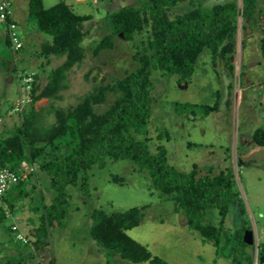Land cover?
Instances as JSON below:
<instances>
[{
  "label": "rangeland",
  "instance_id": "374dc122",
  "mask_svg": "<svg viewBox=\"0 0 264 264\" xmlns=\"http://www.w3.org/2000/svg\"><path fill=\"white\" fill-rule=\"evenodd\" d=\"M11 1L24 49L13 51L6 46L0 23V138L2 133L8 134V130L13 132L22 120L20 111L14 112L11 108H17L21 98L27 103L23 111L30 107L32 99L27 77L33 79V73H39L37 83L41 89L47 84L49 73L64 61L63 58L39 56L42 45L52 38L37 31L36 21L29 15V0ZM62 1L68 2L46 0L45 8ZM140 1L87 0V4L74 9L78 15L92 16L83 25L84 31L88 32L84 40L85 59L68 73L67 88L61 93L60 100L43 99L36 103L35 107L41 113L40 127L48 128L55 122L53 108L74 107L98 87L113 84L138 68L136 55L144 50L147 34L143 32L132 41H126L122 35H114L110 23L105 25V21L108 14L134 7ZM191 1L211 8L228 0H185L181 8L191 7ZM239 5L241 7V0ZM183 9L170 12V17L174 18ZM255 15L258 24L239 18L235 51L230 61L222 58L213 61L207 50L198 60L189 83H179L177 76H164L160 71H153L149 125L152 141L149 146L156 153L157 147L164 145L169 164L181 172H190L194 164L199 166L201 175L209 174V170L213 175L231 170L235 189L246 210L244 219L252 225L253 231L257 228L260 244L264 241V147L253 149L252 135L264 126V58L261 51L264 0H259ZM107 35H113V47L96 54L98 43ZM115 99L114 94H109L103 104L95 107L96 113L106 112ZM182 105L200 108L194 112L180 110ZM206 107H215V110L206 116L203 111ZM160 133L164 134L162 141L157 138ZM135 169L132 162L107 159L103 166L96 165L87 171L85 189H80L79 185L67 188L71 196L69 213L60 227L56 224L51 230L49 246L40 257L43 264H132L109 256L91 239L90 231L96 223L94 210L111 214L133 208H144L143 216L140 225L127 234L153 256L169 264H231L232 260L219 257L212 244L204 243L197 232L190 230L185 215L176 211L173 199L156 190L146 172ZM114 177L123 178V184L113 181ZM52 193L48 179L43 177L38 181V189L16 204L17 223L26 238L40 222V214L32 208L42 202L50 204ZM6 209L12 214L0 200V214ZM234 209L237 208L232 206L225 224L230 233L239 229L242 223L235 217ZM207 219L213 225H218L221 220L213 210ZM10 224L9 219L0 221V261L18 253L16 235L6 230ZM254 257L257 260L256 251Z\"/></svg>",
  "mask_w": 264,
  "mask_h": 264
},
{
  "label": "trees",
  "instance_id": "16d2710c",
  "mask_svg": "<svg viewBox=\"0 0 264 264\" xmlns=\"http://www.w3.org/2000/svg\"><path fill=\"white\" fill-rule=\"evenodd\" d=\"M184 1L142 0L134 7L108 14L105 25L110 23L114 35L132 41L137 34H147L144 50L136 55L138 68L113 84L98 87L74 107L53 108L55 122L44 128L39 125L41 113L35 105L43 99L52 102L61 99V93L67 88L68 73L85 59L84 40L88 32L84 31L83 25L91 20V16L76 14L64 2L46 9L43 0H29V15L36 21L37 31L52 38L42 45L39 56L63 58L64 61L49 73L48 82L41 89L37 83L39 73H33L31 83L27 84L31 89L30 107L19 113L22 120L13 132L2 133L0 168L19 173L21 164L27 162L37 169L0 200L16 217V204L29 198L43 177L48 179L53 197L50 204L42 202L32 208L33 212L40 214L38 226L28 234L26 244L16 241L18 253L6 261L1 260L0 264L43 263L40 257L49 246L51 230L56 224L60 227L69 213L71 196L67 188L79 185L80 189H85L87 171L96 165L103 166L107 159L129 161L135 165L136 171L146 172L152 186L173 199L176 211L185 215L186 225L197 232L204 243L212 244L219 257L232 260L231 264H264L261 262L264 241L258 245L255 241L253 246L244 242V233L252 230V225L244 219L246 210L235 189L232 171L223 170L213 175L209 170V174L201 175L199 166L194 164L190 172H181L169 164L168 150L164 145H159L156 153L149 146L152 141L149 125L153 71H160L164 76H177L179 83H189L198 60L207 50H210L213 61L218 58L230 61L235 51L240 17L247 23H259L255 15L259 0H241V7L239 0H228L211 8L191 1V7L183 9ZM181 9L182 13L170 17V12ZM112 36L107 35L98 43L96 54L113 47ZM4 41L12 48L7 35ZM261 51L264 58V37ZM109 94L116 97L110 108L102 114L96 113L95 107L103 104ZM197 108L200 107L182 105L180 110L194 112ZM213 110L215 107L203 109L206 116ZM163 136L160 133L158 140L162 141ZM252 140L253 149L264 147V126L255 131ZM113 181L124 182L119 177H114ZM31 199L33 203V197ZM232 206L237 208L234 209L235 217L242 222L234 233L225 229ZM143 210L133 208L111 214L94 210L96 223L91 228L90 237L111 257L132 264H169L153 256L127 234L140 225ZM212 210L221 218L218 225L207 219ZM6 212L7 209L1 211L0 221L8 219ZM6 230L12 233L11 226Z\"/></svg>",
  "mask_w": 264,
  "mask_h": 264
},
{
  "label": "built area",
  "instance_id": "2783aa9c",
  "mask_svg": "<svg viewBox=\"0 0 264 264\" xmlns=\"http://www.w3.org/2000/svg\"><path fill=\"white\" fill-rule=\"evenodd\" d=\"M13 16V7H12V1L11 0H3L0 2V23H8L7 26V32L8 37L12 43V49L14 51H18L23 47V42L20 38V32L18 25L14 22H10V19ZM29 79V84L32 81L31 77H27L26 80ZM26 100L24 98H21L19 101L18 107H14V112H23L26 106ZM19 112V113H20ZM0 119V123H1ZM36 166L31 165L27 162H23L21 164L19 173L12 171L10 169H1L0 168V198H2L8 190H10L13 186L19 184L20 182H23L29 178V176L36 171ZM236 182V181H235ZM7 218L11 221V231L16 235V240L18 242L27 243L28 239L24 235V232L22 231L19 223H17V217L13 216L10 213H6ZM255 233V241L258 245V231L257 228L254 229ZM43 264V263H41Z\"/></svg>",
  "mask_w": 264,
  "mask_h": 264
},
{
  "label": "crops",
  "instance_id": "0c3cea01",
  "mask_svg": "<svg viewBox=\"0 0 264 264\" xmlns=\"http://www.w3.org/2000/svg\"><path fill=\"white\" fill-rule=\"evenodd\" d=\"M98 0H94V2H96ZM110 1V0H108ZM63 2V1H62ZM100 2V1H99ZM98 2V4H99ZM43 3H44V7H45V4H46V0H43ZM66 3L67 5H69L73 10L77 7V6H81V5H84V4H87V0H68V2H64ZM55 6V5H54ZM53 7V6H52ZM51 8V7H50ZM46 9H49V8H46ZM75 11V10H74ZM82 16V15H80ZM86 16H90V15H86ZM92 17V16H91ZM16 23V22H15ZM17 24V23H16ZM18 25V24H17ZM2 29H4L3 26H1ZM21 34V33H20ZM1 37L5 39V29L3 31H1ZM54 261V260H53Z\"/></svg>",
  "mask_w": 264,
  "mask_h": 264
},
{
  "label": "water",
  "instance_id": "95a60500",
  "mask_svg": "<svg viewBox=\"0 0 264 264\" xmlns=\"http://www.w3.org/2000/svg\"><path fill=\"white\" fill-rule=\"evenodd\" d=\"M244 242L248 246H253L255 243V233L253 230H247L244 233Z\"/></svg>",
  "mask_w": 264,
  "mask_h": 264
},
{
  "label": "clouds",
  "instance_id": "9594fccd",
  "mask_svg": "<svg viewBox=\"0 0 264 264\" xmlns=\"http://www.w3.org/2000/svg\"><path fill=\"white\" fill-rule=\"evenodd\" d=\"M10 22H14L15 23V20H14V11H13V16L12 18L10 19ZM1 25L4 27L5 29V36L7 35L8 36V32H7V26H8V23H1ZM19 28V26H18ZM19 32H20V29H19ZM23 46H24V43H23ZM23 48V47H22ZM11 226V225H10ZM253 230V229H252Z\"/></svg>",
  "mask_w": 264,
  "mask_h": 264
}]
</instances>
